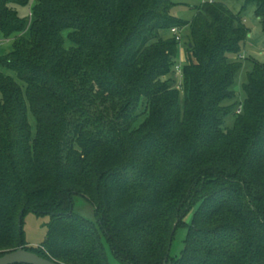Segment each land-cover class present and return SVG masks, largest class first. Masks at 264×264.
<instances>
[{"label":"trees","instance_id":"16d2710c","mask_svg":"<svg viewBox=\"0 0 264 264\" xmlns=\"http://www.w3.org/2000/svg\"><path fill=\"white\" fill-rule=\"evenodd\" d=\"M178 3L0 0L12 42L0 67L14 73L0 71V256L22 246L58 264H264V63L251 60L241 107L232 89L243 12L254 3L264 33V0L239 12L200 2L190 20L171 14ZM172 28L189 32L181 83ZM75 194L95 221L73 212ZM29 211L51 215L38 247L23 239Z\"/></svg>","mask_w":264,"mask_h":264},{"label":"rangeland","instance_id":"374dc122","mask_svg":"<svg viewBox=\"0 0 264 264\" xmlns=\"http://www.w3.org/2000/svg\"><path fill=\"white\" fill-rule=\"evenodd\" d=\"M224 4L229 7L234 12H239L244 4V0H221ZM201 0H179V3L171 9V14L175 17L181 18L183 20H190L195 15V7L199 6ZM255 4L249 3L245 11L243 12L244 24L250 28V33L246 37L245 41L241 44L240 59L242 66L235 74L234 84L232 89L235 94L234 101L236 102V107H241L244 100L243 85L247 80V73L252 69L251 60H256L260 63H264V33L261 30L259 20L254 15ZM18 12L20 15H26L28 12V7H19ZM66 35V32L63 33ZM160 35L167 37L171 35L169 31H160ZM181 42L178 45V56L176 58V66L179 68L186 61L185 44L189 42V32L187 28H184L181 33ZM12 42L10 40H5L0 34V57L11 49ZM66 46L69 43L66 42ZM230 59L234 60L233 56ZM0 71L3 73L14 77V73L7 69L0 67ZM175 77L181 83V76L175 71ZM180 101H183V94H180ZM30 122L33 124V119L30 117ZM234 123L233 114L227 115L225 118L226 127H232ZM72 208L73 212L77 215L84 217L86 219L95 221V212L93 205L82 195L75 194L72 196ZM194 209H191L185 216V225L176 228L174 238L170 247L171 256H179L181 249L184 245V239L186 238L188 225L190 223L192 213ZM51 221L50 214H35L31 211L26 212L23 216V239L24 242L29 246L38 247L44 241L48 225ZM107 253L109 256L110 252L106 246ZM114 264H118L111 259Z\"/></svg>","mask_w":264,"mask_h":264},{"label":"water","instance_id":"95a60500","mask_svg":"<svg viewBox=\"0 0 264 264\" xmlns=\"http://www.w3.org/2000/svg\"><path fill=\"white\" fill-rule=\"evenodd\" d=\"M174 231V229L172 230ZM0 264H58L19 246L0 256Z\"/></svg>","mask_w":264,"mask_h":264},{"label":"built area","instance_id":"2783aa9c","mask_svg":"<svg viewBox=\"0 0 264 264\" xmlns=\"http://www.w3.org/2000/svg\"><path fill=\"white\" fill-rule=\"evenodd\" d=\"M213 0H201V2H212ZM171 32L175 35L176 40H180V35L178 34V29L177 28H172ZM180 68L176 66V73H178V76H180ZM237 113L240 112V108L236 110Z\"/></svg>","mask_w":264,"mask_h":264}]
</instances>
